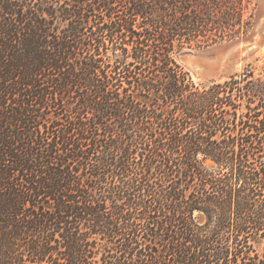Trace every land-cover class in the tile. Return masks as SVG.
<instances>
[{
  "label": "trees",
  "instance_id": "1",
  "mask_svg": "<svg viewBox=\"0 0 264 264\" xmlns=\"http://www.w3.org/2000/svg\"><path fill=\"white\" fill-rule=\"evenodd\" d=\"M164 5L0 0V264H264V81Z\"/></svg>",
  "mask_w": 264,
  "mask_h": 264
},
{
  "label": "rangeland",
  "instance_id": "2",
  "mask_svg": "<svg viewBox=\"0 0 264 264\" xmlns=\"http://www.w3.org/2000/svg\"><path fill=\"white\" fill-rule=\"evenodd\" d=\"M188 2L194 8L190 14L195 19L191 25H184L182 11ZM164 3L167 22L172 25L178 20L182 25L175 57L195 82L223 80L247 68L264 81V0H164ZM118 9V13L124 14L125 4ZM141 20L138 16L136 22ZM199 220L204 222L205 217L201 215Z\"/></svg>",
  "mask_w": 264,
  "mask_h": 264
}]
</instances>
